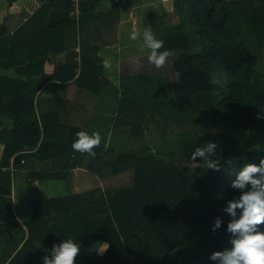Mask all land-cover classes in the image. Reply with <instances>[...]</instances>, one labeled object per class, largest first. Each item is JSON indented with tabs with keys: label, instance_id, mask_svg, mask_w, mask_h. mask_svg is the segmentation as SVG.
<instances>
[{
	"label": "trees",
	"instance_id": "obj_1",
	"mask_svg": "<svg viewBox=\"0 0 264 264\" xmlns=\"http://www.w3.org/2000/svg\"><path fill=\"white\" fill-rule=\"evenodd\" d=\"M39 1L42 7L14 33L0 25V264H43L44 249L67 238L81 245L75 264H214L210 255L231 247V217L223 211L239 195L231 181L245 163L264 159V120L257 119L264 107V0H174L171 15L147 14V26L164 48L178 54L173 61L180 73L173 84L178 108L259 138L255 152L236 137L202 134L167 158L150 147L118 155L97 147L92 158L72 149L80 128L54 120V113L28 119L36 114L40 93L53 83L101 94L108 80L99 52L117 42L121 5L130 0ZM173 16L176 21L167 22ZM129 90L114 126L139 140L148 131V114L131 98L135 89ZM206 142L222 148L211 157L219 160L220 171L191 159ZM50 158H67V168L45 171L41 163ZM77 165L98 179L131 173L133 185L36 199L30 217L24 223L17 219L12 168L29 170L33 183L69 181ZM217 217L223 224L213 233ZM104 243L103 254L93 248Z\"/></svg>",
	"mask_w": 264,
	"mask_h": 264
},
{
	"label": "rangeland",
	"instance_id": "obj_2",
	"mask_svg": "<svg viewBox=\"0 0 264 264\" xmlns=\"http://www.w3.org/2000/svg\"><path fill=\"white\" fill-rule=\"evenodd\" d=\"M173 6L174 0H130L124 2L121 5V9H123L122 14L124 13V20L122 15L121 24L122 22H124L127 30L124 34L125 36H123V39L125 42L137 46V50H134V48H132L135 53L130 52V54L128 55H134L140 52L143 44L142 40L131 41L129 39L131 30L135 27L142 33L143 29L145 27H148L146 17L150 11H158L160 13L165 12L166 14L171 15L173 12ZM166 19L167 22L172 23L173 21H176L177 17L173 16L171 19ZM177 56L178 54L174 53V55L169 58L166 66L161 69H156L153 65H150L148 63L147 59L142 58L140 59L142 67H140L139 69H135L134 66L132 69L131 67H127L128 70H135V72H133L132 74H129V71L124 68L123 80H121L120 82L122 86L121 91H119L117 88L107 90L106 87H104L105 90H103L101 96L98 97L99 99L102 98V104L105 105L108 99H111L112 97V101L114 100V103L110 104L108 107V114L111 113L112 108L115 110L119 108L122 97L131 95V92L129 90L130 87H133L135 89L134 91H136L137 93L131 98L137 99L138 102L145 106L147 110L148 131L146 132L145 137L139 140H130V138H128L129 134L126 136L122 135L118 144L120 150L123 152H136L139 148L150 147L152 151L156 152L158 150H163V152H160V155L163 158H167V152L171 153L173 157H176L178 156L179 151L183 148V145L185 143L190 141L194 142L200 137V135L204 134L209 136L213 135L214 137H216L215 135H230L240 139L247 147L253 149L255 152H258L259 138L257 133L245 130L243 128L233 127L229 124V122H219L212 118L209 119L208 117L205 119V116L193 117L192 113H185L178 108L173 91V84L177 79L173 68V61ZM124 57L126 56H123V58ZM123 66L124 63L122 64V68ZM130 76H134V78L132 79L131 86L126 87V85L128 84L126 78ZM81 92L92 97L90 99L92 102H94V104H98V98L97 96L93 95L92 92ZM64 93L65 86H63V88H61V86H55L53 90L45 91L42 96H64ZM61 99L62 98L60 97L55 98L54 101H57L59 103ZM113 114L114 113H111V115ZM62 118L63 120H66L64 116H62ZM93 119H96L94 121L95 126L97 125L95 129L102 133V136H106L109 131H111V134L113 135H118L123 131L122 128H112L113 120H115L114 118L107 116L103 120H100L96 116H93ZM75 120L76 119H73V121L71 122L76 124ZM207 143L208 142H206L205 144ZM220 148L221 146L218 145L217 149L222 150V148ZM185 164L188 165V163ZM195 165L197 166V164ZM195 165L191 164V167L195 168ZM86 174L88 175V173ZM25 178L26 173L20 172V169L17 171L14 178L15 196L18 199L19 206L18 210L22 215H25L26 211L32 212V200L47 197L49 195L48 193H45L43 190H41V188L32 187L30 183H27L25 181ZM71 180L72 179L65 182L60 181L58 182V185L64 188V192L67 193L72 190L84 191L94 186L92 184L90 185V183L85 182H79L80 184H76L74 181V177L73 180ZM131 185H133V176L131 173L121 174V176L116 177L114 180L105 183L106 188L126 187ZM19 198H21L20 202ZM93 248L97 249L100 253L103 250L102 248L99 249V246L97 244H94ZM2 255L0 257H2ZM193 259H195V257L192 258V260ZM189 260L191 259L189 258ZM205 263L206 262H204V264ZM214 264H216V262H214Z\"/></svg>",
	"mask_w": 264,
	"mask_h": 264
},
{
	"label": "clouds",
	"instance_id": "obj_3",
	"mask_svg": "<svg viewBox=\"0 0 264 264\" xmlns=\"http://www.w3.org/2000/svg\"><path fill=\"white\" fill-rule=\"evenodd\" d=\"M131 41L142 40V50L147 49V60L156 69L166 66L169 58L174 55L173 50L164 48V41L157 38L150 27L141 31L133 28L129 34ZM135 69L142 67L139 58H131ZM109 61H105V67L109 68ZM177 78L180 73H176ZM257 119L264 120V107L258 108ZM72 149L81 154L95 158V148L104 141L99 131L91 134L79 131L75 134ZM110 138V134H109ZM218 145L208 142L195 148L191 153L193 162L199 157L203 160V168L220 171L219 160H214ZM231 188L239 193L237 197L227 202L223 211L231 217L227 225V233L230 236L231 247L223 251L213 252L209 259L216 264H264V159L259 164L245 163L235 174L231 181ZM223 221L217 217L212 228L213 233L222 227ZM41 243H36L40 249ZM81 245L72 238H67L60 244H53L51 249H44L47 253L42 257L43 264H75Z\"/></svg>",
	"mask_w": 264,
	"mask_h": 264
},
{
	"label": "crops",
	"instance_id": "obj_4",
	"mask_svg": "<svg viewBox=\"0 0 264 264\" xmlns=\"http://www.w3.org/2000/svg\"><path fill=\"white\" fill-rule=\"evenodd\" d=\"M42 3L39 0H17L10 4L8 0H0V25L5 23V25L8 27L9 32L14 33L18 28H20L38 9L42 7ZM108 9V7H106ZM123 10V9H122ZM124 14V13H123ZM122 14V15H123ZM124 20V15H123ZM126 26L125 23L122 22L121 27L118 30V37L117 42L113 45H108L103 47L99 52V57H101L104 62L107 60L110 63V67H105V76L108 82L104 85L106 89H113L117 88L119 91L122 90L121 86V80H123L124 75V68L128 70L127 67L133 68V65L131 63V58L136 57L140 59H147L148 50L147 49H141L140 52L134 55H128L130 52L135 53L134 50H137V46L130 44L128 42H125L123 39L124 34L126 33ZM128 36V35H127ZM123 56H126L123 58ZM124 63V66L122 68V64ZM129 74H132L135 72V70H128ZM134 76L127 77L126 80L128 81V84L126 87L131 86V82ZM55 86H65V93L64 96H46L43 97L45 91L47 90H53ZM103 90H105L103 88ZM102 90V91H103ZM81 91H87V90H81L78 88V86L74 83L70 84H58L53 83L47 88L43 90V92L40 93L39 98L37 100V108H36V114L33 116H29L28 119H39L41 114H48V113H54L56 115L53 116L54 120L60 119L61 123L64 125H70L73 127H78L82 131L88 132L91 134L93 131H97L95 128V120L93 119V116H96L100 120H103L105 117H111L116 120L117 117V110L113 109L111 110V113H114L113 115L108 114L109 110L108 107L110 104L114 103V100L108 99V101L105 103V105L102 104L101 99L98 97L101 96V94H93L97 96L98 98V104H94V102L91 101L90 96L83 94ZM91 93L90 91H87ZM86 92V93H87ZM82 93V95H81ZM102 93V92H101ZM62 98L61 101L58 103L57 101H54L55 98ZM101 101V102H100ZM106 107V108H104ZM65 113V114H64ZM98 114V115H96ZM62 116L66 118V120H63ZM73 119H76V124L72 123ZM113 120V126L112 128L115 129ZM126 130V131H125ZM110 134V138H109ZM128 129H123L122 133L118 135L111 134V131L107 133L104 137V141L99 146L100 148H103L105 153H110L113 155H118L122 153L123 151L120 150L119 142L121 139V136L128 135ZM102 135V133H101ZM128 138L131 137L128 136ZM67 158H50L49 160H45L41 163L42 169H44L47 172H54V171H60L64 170V168H67ZM70 167V166H69ZM20 169V172L26 173V182H29L30 171L24 168H12V172L15 173L14 178L16 176L17 171ZM88 173V175L86 174ZM71 176L74 177V181L76 184H80L79 182H85L90 183V185H94L90 188L95 187H101L103 190H106L108 188L112 189L111 187L106 188L105 183L108 181L114 180L116 177L121 176H114L110 177L108 179H98L99 177H93L89 174L87 169L81 165H77L75 168L71 169ZM73 177L71 179L73 180ZM71 180V181H72ZM99 180V182H98ZM65 180H51V181H42V180H36L33 183H30V185L34 188H41L45 193H48L49 195L47 197L42 198H54V197H62L66 196L68 193L64 192V188L60 187L58 185V182ZM107 181V182H106ZM75 186V185H74ZM132 186V185H131ZM79 188V187H78ZM89 188V189H90ZM113 188H121V187H113ZM88 190V189H87ZM58 191V192H56ZM63 191V192H62ZM76 191V190H75ZM81 192V191H77ZM37 198V199H42ZM13 199H14V211L17 216V219L24 223L31 215L32 212L26 211L25 215H22L18 208V199L15 196V183L13 185ZM21 198H19L20 202ZM36 200V199H34ZM33 201V200H32ZM31 201V202H32ZM99 249L102 248V252L100 254H103L108 244H98Z\"/></svg>",
	"mask_w": 264,
	"mask_h": 264
},
{
	"label": "built area",
	"instance_id": "obj_5",
	"mask_svg": "<svg viewBox=\"0 0 264 264\" xmlns=\"http://www.w3.org/2000/svg\"><path fill=\"white\" fill-rule=\"evenodd\" d=\"M76 2V1H75ZM75 8H76V10H75V12L77 13V14H79V10H78V4L77 3H75ZM23 164H24V160H22L21 161Z\"/></svg>",
	"mask_w": 264,
	"mask_h": 264
}]
</instances>
